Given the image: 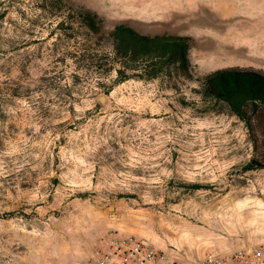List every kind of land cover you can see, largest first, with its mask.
<instances>
[{"label": "rangeland", "instance_id": "obj_1", "mask_svg": "<svg viewBox=\"0 0 264 264\" xmlns=\"http://www.w3.org/2000/svg\"><path fill=\"white\" fill-rule=\"evenodd\" d=\"M240 1L0 0V264H87L109 231L183 264L264 252V168L200 92L214 69L264 71L223 39ZM116 24L191 36L189 64L120 79Z\"/></svg>", "mask_w": 264, "mask_h": 264}, {"label": "trees", "instance_id": "obj_2", "mask_svg": "<svg viewBox=\"0 0 264 264\" xmlns=\"http://www.w3.org/2000/svg\"><path fill=\"white\" fill-rule=\"evenodd\" d=\"M85 25L98 30L95 16L80 14ZM112 54L120 60L117 69L120 79L126 69L145 79L157 77L165 68L180 62L188 65L193 38L188 35H149L137 32L124 24H116L111 31ZM201 94L222 103L238 117L247 130L252 155L244 170L264 168V71L244 67H225L205 73L200 78Z\"/></svg>", "mask_w": 264, "mask_h": 264}, {"label": "built area", "instance_id": "obj_3", "mask_svg": "<svg viewBox=\"0 0 264 264\" xmlns=\"http://www.w3.org/2000/svg\"><path fill=\"white\" fill-rule=\"evenodd\" d=\"M87 264H183L155 250L146 240L134 235L109 231L96 246L95 256ZM194 264H264L260 247L242 248L230 254L209 252Z\"/></svg>", "mask_w": 264, "mask_h": 264}, {"label": "crops", "instance_id": "obj_4", "mask_svg": "<svg viewBox=\"0 0 264 264\" xmlns=\"http://www.w3.org/2000/svg\"><path fill=\"white\" fill-rule=\"evenodd\" d=\"M240 3L250 14L238 16L243 17L240 26L231 28L223 35V39L226 43L246 49L252 59L264 64V0H241ZM258 69H264V65Z\"/></svg>", "mask_w": 264, "mask_h": 264}]
</instances>
